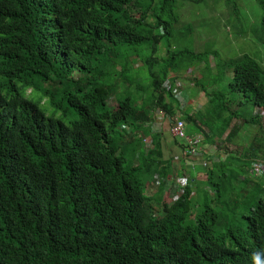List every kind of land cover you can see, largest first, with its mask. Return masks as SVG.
<instances>
[{"label":"trees","instance_id":"trees-1","mask_svg":"<svg viewBox=\"0 0 264 264\" xmlns=\"http://www.w3.org/2000/svg\"><path fill=\"white\" fill-rule=\"evenodd\" d=\"M177 1L0 0V264H264V66L188 49L161 66L156 11ZM210 57L190 81L206 100L185 116L191 144L175 138L205 178L180 173L164 202L174 167L145 128L180 107L174 69Z\"/></svg>","mask_w":264,"mask_h":264},{"label":"rangeland","instance_id":"rangeland-1","mask_svg":"<svg viewBox=\"0 0 264 264\" xmlns=\"http://www.w3.org/2000/svg\"><path fill=\"white\" fill-rule=\"evenodd\" d=\"M156 13L160 17L162 27L165 26L164 22L169 23L166 30L162 28L156 30V33H161L164 36L161 39V43L158 45L159 50L163 47L166 50V55L160 59V65L166 64L170 59L169 56L174 58L176 62L181 65H186V60L178 52L185 49L191 50L195 53L204 52L207 53L213 50L216 54V58L229 59L246 54L254 58L260 65L264 66V44L259 40L262 36L260 32V23L262 19V11L257 3V0H205L201 3H191L187 1L178 0L172 13H160L157 10ZM171 58V59H172ZM215 60L213 57L208 58L207 62L197 61L192 65L191 78L200 77L205 69L206 65L213 71V64ZM143 69V67H142ZM185 67L183 66L178 71L174 69L178 77L184 81V89L182 90V97L186 94V86L190 84L187 80H183L185 76ZM174 71H171L173 73ZM144 69L142 73L144 74ZM174 72V73H175ZM181 81V80H180ZM187 90L192 91L189 86ZM30 90L27 91V94ZM202 95H196L193 97L191 105L186 107L185 112H190L193 108L201 106L204 102L201 98ZM113 100V99H110ZM45 100H43V105ZM116 105V102L110 101L109 105ZM46 108V109H45ZM43 108L47 117H52L65 123L71 122L76 118L72 112L56 111L53 107ZM259 108H254L253 113H258ZM164 118L162 113L156 111L155 121L150 127H146L150 134L145 136L146 150L150 149L154 143L159 144L161 155L163 159H170V163L173 165V172L171 176L165 179L166 186L173 185L176 179L181 175L180 173H187L189 175L194 174L199 179L205 178L203 161L198 154L194 151L193 155L188 159H183L182 150L180 146L175 142V138L170 134L171 121ZM262 131L264 133V118L261 120ZM257 132V129L255 128ZM159 135V139L154 136ZM259 136V135H258ZM146 137L148 139H146ZM243 145V144H242ZM240 145L232 148H239ZM205 152L208 155H214V146L207 148L205 146ZM223 154H220L221 157ZM178 159H182V167L179 168L177 162ZM190 160V161H188ZM165 166L161 164V168ZM258 171L256 174H260ZM168 182H171L170 184ZM148 195H153L157 192V188L147 183ZM172 194L169 191H165L164 202L171 203Z\"/></svg>","mask_w":264,"mask_h":264},{"label":"built area","instance_id":"built-area-1","mask_svg":"<svg viewBox=\"0 0 264 264\" xmlns=\"http://www.w3.org/2000/svg\"><path fill=\"white\" fill-rule=\"evenodd\" d=\"M177 85H179V84H177ZM174 92H175V96L179 98L180 96H179V93L177 92V90H174ZM261 114H264V112L261 111ZM180 117H181L180 115H177V117H171V116L167 117V119H169L168 121H171L170 134L172 137H174L178 140H183V141H186L188 144H191V140L185 134V122ZM124 128H125V126H124ZM146 139H148V138L146 137ZM143 143H145V138L143 139ZM192 151L195 152V148L194 149L191 148V153H193ZM203 165H204V162H203ZM168 180H170V179H168ZM168 183L170 184L171 182H168ZM176 183L177 184L179 183V179H176ZM167 190L169 191V194L173 195L171 198H172V201H174V199H176L182 193V186L176 185V187H174V190H171V188L169 186H167L166 192H167Z\"/></svg>","mask_w":264,"mask_h":264},{"label":"crops","instance_id":"crops-1","mask_svg":"<svg viewBox=\"0 0 264 264\" xmlns=\"http://www.w3.org/2000/svg\"><path fill=\"white\" fill-rule=\"evenodd\" d=\"M192 76H191V68L190 67H188V68H186L185 69V76H184V78H183V80H187L188 82H190V81H194V79L193 78H191ZM195 77H198V76H195ZM176 80V82L178 83V80L180 81V80H182V79H180L179 77L177 78V79H175ZM174 80V81H175ZM188 86H189V88L192 90V91H189V90H187V88H188ZM188 86H186V94L184 95V97H182V90L184 89H182V90H180V92H181V95H180V102H181V104H180V107L179 108H177V110H175V115H173L172 117H177V115H180L181 117V119H183V121L185 122V116L187 115V116H190L191 114H192V112H194L195 110H197V109H199V108H201L202 107V105L205 103V99H204V97H202L201 99L204 101L203 103H202V105L200 106H197V108H193V110L192 111H190V112H185V109H186V107H188V106H190L191 105V102H192V99H193V97L194 96H198V95H202L201 93H196L195 91L197 90V89H195L194 88V86H193V84H192V82H190V84H188ZM203 96V95H202ZM185 124H186V122H185ZM214 152L216 153V149H214ZM222 158V157H221ZM202 160V159H201ZM188 161H190V160H188ZM203 161V160H202Z\"/></svg>","mask_w":264,"mask_h":264},{"label":"clouds","instance_id":"clouds-1","mask_svg":"<svg viewBox=\"0 0 264 264\" xmlns=\"http://www.w3.org/2000/svg\"><path fill=\"white\" fill-rule=\"evenodd\" d=\"M178 82H180V81L178 80ZM180 95H181V92H180ZM180 95H179V96H180ZM179 99H180V98H179ZM258 111H259V109H258ZM261 111H263V110H261ZM261 111H260V113H261Z\"/></svg>","mask_w":264,"mask_h":264}]
</instances>
